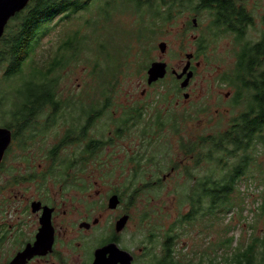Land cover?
<instances>
[{
	"label": "flooded vegetation",
	"instance_id": "flooded-vegetation-1",
	"mask_svg": "<svg viewBox=\"0 0 264 264\" xmlns=\"http://www.w3.org/2000/svg\"><path fill=\"white\" fill-rule=\"evenodd\" d=\"M180 4L181 18L189 20L184 38H191L193 49L184 54L178 68L171 69L165 62V77L153 84L148 83V69L153 62H164L162 57L146 68L137 87L141 116L160 121L153 115L157 108L153 89L170 79L175 107L186 114V124L202 125L204 117L208 127H216L223 134L231 120L229 114L235 111L240 115L243 109L242 82L239 80L238 86L236 77L243 76L247 68L257 73L264 70V0H181ZM186 81L187 86L182 87ZM39 104H34L33 113L30 109L19 117L8 115L10 121L20 122L9 127L0 125L10 130L12 136L0 162V264H188L179 259L176 244L180 235L171 234L173 225L156 222L155 217L160 218L161 213L146 211L149 207L146 201L140 202V196L125 195L116 188L106 196L100 195V191L91 194L95 172L102 168L113 172L117 166L91 163L90 156L94 157L102 147L91 154L93 148L85 146L79 151L80 158L68 159V154L65 160L61 159V153L67 148L54 147L45 164L38 162L42 149L27 145L47 133L42 126L49 119L52 126L57 123L55 115L59 112L54 114L51 105ZM105 104L99 108L91 105L99 115L94 124L107 110H101ZM213 108L214 115L206 118ZM84 109L88 110L87 106ZM184 133L187 138L202 136L203 131L194 128ZM15 151L26 156L24 162L9 163ZM185 165L180 162L179 167ZM55 168L61 173H56ZM79 169H82L78 178L81 186L75 184L76 188H72L62 182ZM175 172L176 167H172L162 181ZM110 178L116 180V175ZM104 182L98 177L93 186Z\"/></svg>",
	"mask_w": 264,
	"mask_h": 264
},
{
	"label": "rangeland",
	"instance_id": "rangeland-1",
	"mask_svg": "<svg viewBox=\"0 0 264 264\" xmlns=\"http://www.w3.org/2000/svg\"><path fill=\"white\" fill-rule=\"evenodd\" d=\"M125 2L126 0H93L88 8L72 18L64 22L56 19L50 23L51 31L37 48L34 62L26 67L24 76L6 79L4 71L0 69V99L2 97L5 99L0 105V125L5 126L11 122V118L7 115L14 110L12 95L18 89L25 92L26 87L20 84L24 82L29 72L32 69L44 72L55 57L64 58V69L53 75L58 81L56 94L61 100L57 123L52 126L49 119L46 125L42 126L47 133L27 145L42 149V153L37 156L38 162L46 163L50 149L59 143L67 129L82 127L85 122L84 106H87L88 110L91 105L99 108L110 97V102H106L109 108L102 112L101 118L90 128L87 139L82 143L65 146L67 150L61 153V159L65 160L68 154V159L80 158L79 151L90 139L103 141L105 144L101 150L94 157L90 156L91 163L117 166L113 172L110 168H102L95 172L96 175L90 183L91 194L95 195L96 191H100V195L106 196L112 188H116L125 195L140 196V202H147L149 208L146 211L161 213L160 218L155 217L156 222L165 226L173 225L171 234L180 235L176 244L180 261L198 262L201 261L202 255L203 259L205 255H210L217 262L224 255L232 254L238 244L249 243L253 233L263 235L264 218L260 215V207L264 197L262 185L264 171L254 170L251 166L250 180L245 178L240 182V196L236 201L240 205L238 208L243 210L235 209L226 216H220L216 212L214 224L207 221L208 217L204 221L184 223V217L191 210L185 197V194L191 192V187H188L191 182L183 174V167L179 166L180 162H185L190 167H193L194 163L181 154L180 138L186 136L185 130L188 132L194 128L208 132L209 123L203 117L202 125L186 124L187 116L181 112V108L175 107L174 88L172 81L168 79L153 89L154 106L157 107L153 110V115L160 118L159 123L164 121L167 123L161 135L157 138L152 134L157 127L153 128L148 124L147 121L150 119H143L140 123H130L128 130L119 136L117 130L122 126L123 115L141 106L138 103L141 97L137 87L143 79L142 76L146 74V68L153 61H160L161 57L171 69L178 68L181 60L185 59L184 54L193 49L191 38L189 36L184 38L186 23L189 20L185 21V16L182 18L180 16L175 21L170 20L163 27L158 28L159 32L157 30L154 35L148 32L152 38L140 44L138 38L128 36L129 30L137 28L139 17L143 18L150 28L154 27L156 19L150 18L148 6H143L139 13L134 3L125 4ZM12 22L10 21L11 24ZM69 41L71 47L68 50ZM161 42H166L168 45L164 55L158 47ZM120 47L125 54L121 57V67L117 69L120 71L110 79L108 86L102 84L99 86L95 64H98L99 69L102 70L100 73L104 74L106 68L114 63V55L118 53ZM158 94L159 98H157ZM207 102L212 103L209 100ZM70 104L73 105L71 110H69ZM214 113L213 108L210 116L206 118L210 119ZM234 114L236 115L235 111H232L229 117L235 116ZM152 121L154 120L151 119ZM174 122L177 124L178 133H175L172 127ZM74 149L77 153H72ZM258 158L264 166V154ZM25 159L26 156L20 151H15L9 163L18 164ZM223 163L225 165L223 167L227 168L226 163L224 161ZM175 166V174L163 182L164 176H167ZM55 172L61 173L57 168ZM200 173H205V167L200 169ZM79 174H82V169L70 174L71 178L67 177L66 181L56 180L66 182V185H72L73 188L79 183ZM112 174L116 175V180H111ZM98 177L105 182L99 186L95 184L94 187L93 181H97ZM216 177H221L219 172ZM58 179L62 178L59 176ZM231 238H234L233 246L227 249V242Z\"/></svg>",
	"mask_w": 264,
	"mask_h": 264
},
{
	"label": "trees",
	"instance_id": "trees-1",
	"mask_svg": "<svg viewBox=\"0 0 264 264\" xmlns=\"http://www.w3.org/2000/svg\"><path fill=\"white\" fill-rule=\"evenodd\" d=\"M93 0H30L28 6L18 13L7 25L4 36L0 39V69L4 71L6 79H14L24 76L25 69L34 62V55L42 40L50 33V23L56 19L62 22L72 18L74 15L82 12L92 3ZM134 3L138 12L143 6L149 7L150 18L156 19L154 27L150 28L144 19L139 17L137 28L129 30L130 38H138L140 44L148 42L152 36L148 35L159 32L158 28L164 26L175 16H180L182 12L181 0H126L125 4ZM147 7V8H148ZM140 13V12H139ZM161 23L160 25H158ZM158 26V27H157ZM68 50L71 47L70 41L67 42ZM72 50V49H71ZM120 55V56H119ZM123 53L121 47L114 55V63L109 65L104 74H101L98 64L96 66V77L99 86H108L110 79L115 76L121 67V57ZM64 58L55 57L47 67V70L32 69L29 75L20 85L25 86V92L18 89L13 93V111H10L11 117H19L24 112L33 113L36 109L35 103L45 107L51 105L54 114L61 108V100L57 97L58 81L53 75L64 69ZM252 69H245L244 75L236 77L239 86V80L242 82L243 109L240 115L231 117L228 128L225 133H221L216 127H208V132L202 133V136L188 135L187 138H180V152L186 158H193L194 166H183V174L190 180L191 192L185 194L191 210L184 217V223H193L207 221L210 224L215 223L216 212L221 215L239 209L240 206L236 200L240 196V182L254 170H262L264 166L259 161V156L264 154V70L261 72H252ZM113 90L110 91L112 93ZM246 95V96H245ZM245 96V97H244ZM2 97V96H1ZM5 99H0L3 102ZM110 97L105 101L110 102ZM1 105V104H0ZM109 108L105 104L101 110ZM35 114V113H34ZM85 122L80 129H67L64 138L59 141L55 148H62L77 143H82L87 139L89 129L94 125V119L99 118L93 108L83 109ZM142 108L135 107L131 113L123 115L122 126L118 128L117 135L123 134L128 130L129 124L140 123L142 119ZM8 116V115H7ZM58 115H55L56 120ZM188 121V120H187ZM19 120L11 121L6 124L18 123ZM150 126L157 127L152 132L158 138L163 132L162 123L147 121ZM167 125L166 123L164 126ZM172 127L174 132L178 133L176 122ZM206 134V135H204ZM112 141V139H111ZM103 141L90 139L88 148H93L90 152L93 154L99 147L104 146ZM223 161L226 163L227 168ZM229 161H232L230 163ZM176 167V166H175ZM205 173H200L204 169ZM251 167V169H250ZM221 177L217 178L216 174ZM263 194H264V182ZM180 195V193H179ZM240 210V209H239ZM243 210V209H241ZM240 210V211H241ZM260 215L264 218V197L260 207ZM249 243H240L234 247L232 254H226L217 262L212 256H201L200 262H190L188 264H264V232L262 236L252 234ZM234 238L229 239L226 248L231 249ZM230 243V244H228ZM222 248V247H221ZM220 248V249H221Z\"/></svg>",
	"mask_w": 264,
	"mask_h": 264
},
{
	"label": "water",
	"instance_id": "water-1",
	"mask_svg": "<svg viewBox=\"0 0 264 264\" xmlns=\"http://www.w3.org/2000/svg\"><path fill=\"white\" fill-rule=\"evenodd\" d=\"M30 0H0V39L4 36L5 29L12 18L23 11L29 4ZM159 50L164 54L167 50V44H159ZM167 73V64L165 62H153L148 69V83L153 84L163 79ZM182 77V76H179ZM188 81L183 83L182 87L187 86ZM12 139L11 131L7 128H0V162L3 159L4 151ZM116 201L114 200V203Z\"/></svg>",
	"mask_w": 264,
	"mask_h": 264
}]
</instances>
